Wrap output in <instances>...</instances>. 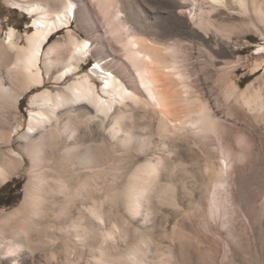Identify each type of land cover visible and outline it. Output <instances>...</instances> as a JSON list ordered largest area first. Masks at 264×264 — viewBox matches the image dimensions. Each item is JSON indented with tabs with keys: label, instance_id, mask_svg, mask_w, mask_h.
I'll return each instance as SVG.
<instances>
[{
	"label": "bare ground",
	"instance_id": "obj_1",
	"mask_svg": "<svg viewBox=\"0 0 264 264\" xmlns=\"http://www.w3.org/2000/svg\"><path fill=\"white\" fill-rule=\"evenodd\" d=\"M5 1L33 18V31L20 41L10 27L0 39V187L27 171L20 204L0 212V260L112 264L126 251L134 262L126 256L120 264H142L147 249L140 242L161 225L166 235L157 206L175 203L176 169L183 165L181 156L192 151L183 133L169 132L163 119L178 129L186 124L184 116L200 111L203 119L207 114L182 90L172 49L186 41L192 72L209 77L198 64H224L234 29L203 9L238 14L264 39V0H160L159 5L144 0ZM110 9L121 11L123 40L109 32ZM183 14L187 31L177 25V15ZM72 19L86 39L68 32L63 41L49 44ZM201 37L202 48L195 42ZM89 53L96 61L90 75L64 91L45 89L42 68L46 75L56 72L62 84ZM96 75L102 79V94L96 90ZM39 87L44 91L32 98L34 110L23 130L20 100ZM244 97L246 105L261 104L260 93ZM205 165L214 167L210 157ZM167 170H175L172 178ZM239 203L245 205L240 197ZM248 217L259 241L257 219L251 213ZM181 233L173 227L169 235L179 239Z\"/></svg>",
	"mask_w": 264,
	"mask_h": 264
},
{
	"label": "rangeland",
	"instance_id": "obj_2",
	"mask_svg": "<svg viewBox=\"0 0 264 264\" xmlns=\"http://www.w3.org/2000/svg\"><path fill=\"white\" fill-rule=\"evenodd\" d=\"M157 1L160 2L144 0L149 5H159ZM117 9L109 10L110 21L107 19V24H111L109 32L123 40L126 27L119 21L121 11ZM203 12L216 17L230 31L234 29V35L228 40L224 64L203 60L198 64L210 72L209 77L192 72L186 58V41L175 46L173 52L171 50L181 75L179 84L182 90L188 97L197 99L194 102L198 109L201 105L205 106L207 114L203 119L200 111L184 116L183 123L186 124H183L184 128L178 129L163 119L169 132L178 135L183 133L192 151L181 156L183 165L176 169L179 174L174 195L175 205L165 203L157 206L162 223H166V235H162L161 225L154 229V237L150 235L140 242L143 246L141 249H147L142 264H264V144L261 140H264V39L238 14L211 8H204ZM177 16V25L187 31V14ZM32 20L23 10L0 0V39H4L10 27H13L20 41L24 40L28 32L33 31ZM114 25L119 28L115 29ZM158 28L162 30L160 24ZM68 32L74 33L78 39H86L83 33L76 31V22L72 19L70 27L57 31L49 44L63 41ZM195 42L202 48V37L195 39ZM95 64V57L89 53L79 63L82 67L77 73L62 84L57 83L56 72L46 75L42 68L43 78L48 82L45 89L51 90V93L64 91L81 76L90 75ZM94 78L96 90L102 94V79L97 75ZM41 91H44L41 87L28 91L20 100L18 118L23 121V130L27 129L30 113L34 110L31 100ZM256 92L260 93L262 101L259 99L258 102L262 105H246L242 97ZM141 135L146 137L150 133ZM209 157L214 165L211 170L205 168ZM174 171L167 170V175L172 178ZM238 177L240 182L237 181ZM260 181L261 187L258 186ZM26 182L27 171L23 170L0 187V212H8L20 204ZM239 197L245 205L241 206ZM8 202L9 205H3ZM250 213L259 224V241L255 240L250 229ZM173 227L182 232L181 238L170 237ZM124 253L126 251L122 253L123 256L120 254L121 257L117 255L114 263L111 261L112 264L123 263L128 256ZM129 256L128 260L132 261L134 257ZM0 264L6 263L0 260ZM21 264L31 263L22 259Z\"/></svg>",
	"mask_w": 264,
	"mask_h": 264
},
{
	"label": "trees",
	"instance_id": "obj_3",
	"mask_svg": "<svg viewBox=\"0 0 264 264\" xmlns=\"http://www.w3.org/2000/svg\"><path fill=\"white\" fill-rule=\"evenodd\" d=\"M10 204V202H8V203H4L3 205H9Z\"/></svg>",
	"mask_w": 264,
	"mask_h": 264
}]
</instances>
